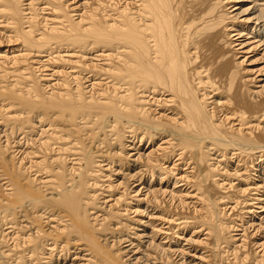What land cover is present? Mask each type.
<instances>
[{
	"label": "bare ground",
	"instance_id": "6f19581e",
	"mask_svg": "<svg viewBox=\"0 0 264 264\" xmlns=\"http://www.w3.org/2000/svg\"><path fill=\"white\" fill-rule=\"evenodd\" d=\"M0 264H264V0H0Z\"/></svg>",
	"mask_w": 264,
	"mask_h": 264
}]
</instances>
